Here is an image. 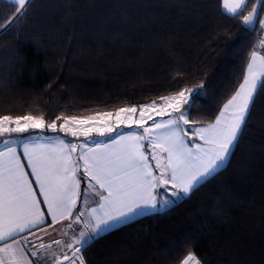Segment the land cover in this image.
Returning <instances> with one entry per match:
<instances>
[{"label":"trees","instance_id":"obj_1","mask_svg":"<svg viewBox=\"0 0 264 264\" xmlns=\"http://www.w3.org/2000/svg\"><path fill=\"white\" fill-rule=\"evenodd\" d=\"M14 12L0 0V24ZM260 38V24L231 18L222 0H33L0 32V114L88 115L203 84L189 118L207 125L251 51L264 54ZM189 252L202 264H264V90L225 168L166 209L98 235L81 255L85 264H181Z\"/></svg>","mask_w":264,"mask_h":264},{"label":"snow or ice","instance_id":"obj_2","mask_svg":"<svg viewBox=\"0 0 264 264\" xmlns=\"http://www.w3.org/2000/svg\"><path fill=\"white\" fill-rule=\"evenodd\" d=\"M248 2L222 0V8L231 18L241 17L244 26L254 30L258 22L264 31V19L259 17L264 0H256L245 15ZM9 3L15 12L7 24H0V32H6L26 15L33 0ZM256 48L264 49V38L259 39ZM202 89L203 84L199 89L179 88L138 106L126 105L88 115L62 112L50 120L45 119L43 112L0 114V137L47 129L63 133L64 137L83 138L77 144L59 135H36L5 139L0 144V264H34L25 247L30 243L28 235L22 234H34L33 229L45 224L53 226L73 218L74 212V220L79 223L84 215L77 209L81 198L86 207L89 201L97 205L88 209L90 233L80 231L75 241L81 247L75 249L73 256L85 264L80 253L89 240L145 210L167 208L174 203L169 196L177 200L187 197L225 168L246 127L256 96L264 90V54L251 51L242 82L214 122L186 129L185 125L196 123L189 118L191 97ZM165 116L168 119H163ZM148 121L152 123L146 126ZM120 128L133 130L117 131ZM190 132L202 143H190L186 139ZM93 136L106 139H90ZM82 182L86 184L83 191ZM39 247L50 246L41 243ZM31 255L37 253L33 251ZM56 264L62 262L57 260ZM181 264L201 261L189 252Z\"/></svg>","mask_w":264,"mask_h":264},{"label":"crops","instance_id":"obj_3","mask_svg":"<svg viewBox=\"0 0 264 264\" xmlns=\"http://www.w3.org/2000/svg\"><path fill=\"white\" fill-rule=\"evenodd\" d=\"M262 54H263V52H262ZM159 119H161V118H158L157 120H159ZM163 119H168V117L165 116V117H163ZM199 126H206V125H198V126L189 125V126H186V129H188V128H194V127H199ZM128 131H132V129H126L123 132H128ZM36 135H41V136H45V137H53V136L59 135V136L65 138L66 140H71L72 142H75L77 144H79L83 140V138L76 139V138H73V137H70V136L69 137H64V134L63 133H53L50 130L45 129L42 132L40 130H38V131H32L31 130V132L23 133V134H15L14 133L10 137L7 136L3 140H1L0 141V144H2V142L5 139H15L17 137H19L20 139H24L25 137H28V136H36ZM115 135L116 134H113V136H115ZM90 139L103 141L106 138L105 137L93 136ZM186 139L190 143H202V141H200L197 137H195V139L192 140V141H190L188 139V136L186 137ZM74 155H76V154H74ZM85 186H86V184L82 182V184H81L82 191L85 188ZM158 191L160 192V190H158ZM169 197H171V196H169ZM182 198H183V196H182ZM98 199H99V197H96V200H98ZM96 206L97 205L95 203H92L91 201H89V203H88V205L86 207L84 205V203H83L82 198H81V200L78 201L77 209L79 211L84 212V215L80 217V222L79 223L75 222V220H74V216H75V212H74L73 218H69L67 220H62V221H60L59 223H57V224H55L53 226H48V224H45V225L41 226L40 228L33 229L32 230V233H34V234H28V233L22 234V235H28V240L30 241V243L25 246L26 247V250L28 252V255H29V259H31L34 262V264H56V261L59 260V257H61L62 255L64 257L66 254H69V251H71L73 247L80 246L79 244H76L75 241H76V239L79 238L80 231H85V232L90 233V231H91V220H90V215H89L88 209L91 208V207H96ZM42 207H44V206L42 205ZM159 210H161V209L158 208L156 210H151V209L145 210L142 215L135 216L132 219L128 220L127 222H130V221H132V220H134V219H136L138 217H141L143 215L150 214V213H153V212H156V211H159ZM45 214L47 216V213H45ZM50 219H51L50 217H47V220L49 222H50ZM69 224H71V227H68ZM119 226H121V225H117L114 228H117ZM114 228H112V229H114ZM112 229H110V230H112ZM47 230H53V231H56L58 233V239L57 240H59L61 242L58 245H60L61 250L64 253H62L60 251H57V252H53L51 250H48L47 251V249H42V248H38L36 250L35 249H32V246L34 245V242L38 238V234L39 233H45ZM65 233H66V235H65ZM103 233H105V232H101L100 234H103ZM89 241H91V240H89ZM68 244H71L72 245V248H68L67 247ZM47 245H49L50 247L52 246L51 243H48ZM63 245H64V247H63ZM81 250H82V248H81ZM33 251H35L37 253L36 256H32L31 255V252H33ZM52 253H55V256H53ZM80 255H81V253H80ZM70 258H71L70 260H72V257L71 256H70ZM75 258L78 260V262L75 261ZM75 258H73V261L70 262V264H73V262H74V264H80L79 259L77 257H75Z\"/></svg>","mask_w":264,"mask_h":264},{"label":"rangeland","instance_id":"obj_4","mask_svg":"<svg viewBox=\"0 0 264 264\" xmlns=\"http://www.w3.org/2000/svg\"><path fill=\"white\" fill-rule=\"evenodd\" d=\"M263 19H264V17H263ZM261 54H262V52L261 51H259ZM192 89H199V88H192ZM197 92H200V90L199 91H197ZM191 99H192V97H191ZM159 102V101H158ZM138 106V105H137ZM139 114L137 113V116H138ZM158 118H160V117H157L156 119H158ZM151 121H148V125H146V126H149V125H151ZM189 125H192V126H194V124H192V123H190ZM189 125H185L184 127L186 128V126H189ZM126 129H129V128H120V129H118L117 131H125ZM133 130V129H132ZM138 131H143L142 129H138ZM113 134H115V133H113ZM112 134V135H113ZM152 163H153V166L155 167V162L154 161H152ZM156 174H159L158 173V171H157V173ZM86 187V186H85ZM160 192H163V189L161 190L160 189ZM169 199H173L174 200V203L175 202H177V201H179L180 199H182V197L180 198V199H175V198H173V197H168ZM174 203H172V204H174ZM172 204H170V205H172ZM170 205H168V206H170ZM165 208H163V209H161V210H164ZM63 233V232H62ZM58 239V233L56 232V231H53V230H47L45 233H39L38 234V238H37V240L34 242V245L32 246V249H38V248H40L39 247V245L41 244V243H43V244H45V245H47L48 243H51L52 244V246L51 247H49L48 249H47V251L48 250H51V251H53V252H57V251H60V252H62V253H64L62 250H61V247H60V245H58V244H56V243H54V241H56ZM63 247H64V245H63ZM78 247H80V246H75V247H73L72 248V250L71 251H69V254H66V255H69V256H71L72 257V260H67L66 262H63V261H61L62 262V264H70V262H72L73 261V258H75V256H73V253H74V251H75V249L76 248H78ZM61 258H63V255L61 256V257H59V260L61 259ZM75 261H77L78 262V260L75 258ZM76 262V263H77Z\"/></svg>","mask_w":264,"mask_h":264},{"label":"water","instance_id":"obj_5","mask_svg":"<svg viewBox=\"0 0 264 264\" xmlns=\"http://www.w3.org/2000/svg\"><path fill=\"white\" fill-rule=\"evenodd\" d=\"M260 15H261V11L259 12V17H260ZM257 24H258V22L254 25V28H256ZM67 256L70 257L69 255H67ZM60 261L66 262V260H63V258H61Z\"/></svg>","mask_w":264,"mask_h":264}]
</instances>
